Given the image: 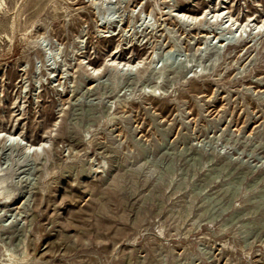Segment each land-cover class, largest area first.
Here are the masks:
<instances>
[{"label": "rangeland", "instance_id": "1", "mask_svg": "<svg viewBox=\"0 0 264 264\" xmlns=\"http://www.w3.org/2000/svg\"><path fill=\"white\" fill-rule=\"evenodd\" d=\"M0 264H264V0H0Z\"/></svg>", "mask_w": 264, "mask_h": 264}, {"label": "bare ground", "instance_id": "2", "mask_svg": "<svg viewBox=\"0 0 264 264\" xmlns=\"http://www.w3.org/2000/svg\"><path fill=\"white\" fill-rule=\"evenodd\" d=\"M218 14V13H217ZM181 16H185V14L184 13H181L180 14ZM189 16V15H188ZM190 17V16H189ZM219 41H221V39L219 40ZM33 145H36V147H37V145H39V144H33Z\"/></svg>", "mask_w": 264, "mask_h": 264}]
</instances>
